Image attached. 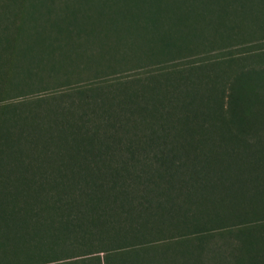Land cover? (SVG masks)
<instances>
[{"label":"trees","instance_id":"obj_1","mask_svg":"<svg viewBox=\"0 0 264 264\" xmlns=\"http://www.w3.org/2000/svg\"><path fill=\"white\" fill-rule=\"evenodd\" d=\"M2 1L0 264H264V47L214 0Z\"/></svg>","mask_w":264,"mask_h":264},{"label":"rangeland","instance_id":"obj_2","mask_svg":"<svg viewBox=\"0 0 264 264\" xmlns=\"http://www.w3.org/2000/svg\"><path fill=\"white\" fill-rule=\"evenodd\" d=\"M223 9L225 21L233 27L236 48L240 51L264 47V0H214ZM11 1L9 0L8 4ZM0 11L7 14L1 6ZM8 4L6 6H8ZM200 6V5H199ZM9 8V7H8ZM194 18H192L193 20ZM3 21V20H0ZM175 21V20H174ZM4 22V21H3ZM189 22V21H185ZM256 62V58H255ZM31 98V97H29ZM12 102V101H10Z\"/></svg>","mask_w":264,"mask_h":264}]
</instances>
